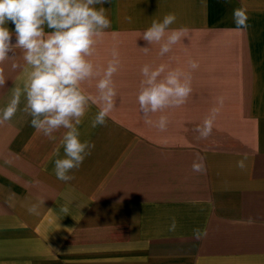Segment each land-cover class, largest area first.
Listing matches in <instances>:
<instances>
[{"label": "crops", "instance_id": "obj_1", "mask_svg": "<svg viewBox=\"0 0 264 264\" xmlns=\"http://www.w3.org/2000/svg\"><path fill=\"white\" fill-rule=\"evenodd\" d=\"M101 6L111 28L90 59L103 69L118 50L117 96L104 126L90 127L97 103L83 118L81 139L94 147L70 173L74 179H56L50 160L66 129L54 132L55 140L38 133L23 111V96L13 118L0 123V264H264V0H110ZM239 7L248 15L241 30L232 18ZM170 12L177 17L170 30L186 31L161 56L160 45L142 34ZM6 26L14 44L15 26ZM14 51V60L0 63L6 77L0 109L31 71L23 50ZM190 59L197 69H189ZM161 63L192 77L185 104L152 114L153 120L168 117L166 131L144 122L137 101L140 69ZM98 79L82 85L87 94L98 95ZM220 96L224 105L202 139L196 128ZM200 157L204 171L194 172ZM244 157L241 170L236 161Z\"/></svg>", "mask_w": 264, "mask_h": 264}, {"label": "clouds", "instance_id": "obj_2", "mask_svg": "<svg viewBox=\"0 0 264 264\" xmlns=\"http://www.w3.org/2000/svg\"><path fill=\"white\" fill-rule=\"evenodd\" d=\"M110 0H0V63L15 59L9 57L15 49L23 50V59L31 67L23 88H12V96L7 105L0 109V123L7 122L17 113L21 97L25 98L23 111L32 117L30 124L38 132L55 140L54 132L66 129L60 145L53 151V172L61 182L74 179L72 170L79 169L94 145L87 139H81L79 126L89 111L91 104L100 105L99 111L90 121V127L96 128L106 124V117L115 107L117 96L113 76L121 66L119 52L112 50V58L106 68H99L90 57L96 53L98 38L111 28V21L106 16L103 5ZM232 18L237 30L248 27V15L245 7L235 8ZM131 22V17L127 18ZM176 14L168 13L162 20L153 19L151 25L143 32L142 39L148 44H159V55L169 53L173 46L181 42L185 29H171L176 22ZM11 22L15 26V43L13 32L6 26ZM45 27L52 30L45 32ZM148 54L149 47L141 48ZM18 64L13 63L16 69ZM188 67H199L196 60L190 59ZM142 80L137 96L140 112L149 126L166 131L168 117L161 115L158 120L152 114L168 108L180 107L186 103L192 92L191 71L183 68H170L161 63L156 67L145 64L140 69ZM98 95L87 94L82 87L85 82L97 78ZM6 83L4 70L0 68V87ZM225 98H217V105L198 125L196 131L202 139L211 135L215 119L223 107ZM63 148L61 156L60 148ZM54 158V159H52ZM203 158L192 164L194 172H203ZM9 163V161H5ZM236 167H246V157L236 161ZM36 205L29 211L34 212ZM62 211L67 212V208ZM176 221L172 218L170 230H175ZM202 232L193 229V237L200 239Z\"/></svg>", "mask_w": 264, "mask_h": 264}]
</instances>
